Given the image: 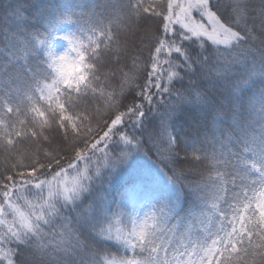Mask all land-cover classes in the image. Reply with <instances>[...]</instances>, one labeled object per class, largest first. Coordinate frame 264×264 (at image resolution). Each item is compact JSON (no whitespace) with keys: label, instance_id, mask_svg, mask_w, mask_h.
<instances>
[{"label":"trees","instance_id":"1","mask_svg":"<svg viewBox=\"0 0 264 264\" xmlns=\"http://www.w3.org/2000/svg\"><path fill=\"white\" fill-rule=\"evenodd\" d=\"M208 3L0 0V264H264V0Z\"/></svg>","mask_w":264,"mask_h":264},{"label":"rangeland","instance_id":"2","mask_svg":"<svg viewBox=\"0 0 264 264\" xmlns=\"http://www.w3.org/2000/svg\"><path fill=\"white\" fill-rule=\"evenodd\" d=\"M167 3V13L165 14V21L168 28L171 29L172 26H178L181 28L187 35L194 36L206 40L210 44L225 46L230 43L232 40L236 39V34L230 29L223 21L217 16V14L212 11L209 7L208 0H166ZM69 45L68 42H56L54 43L53 53L56 55L59 62L67 64L65 59L66 54L68 53ZM115 123L121 125L119 120H116ZM105 136L99 138V141H103ZM118 145L126 148L129 138L121 133L117 136ZM127 149V148H126ZM122 150L118 151V154H121ZM124 152H127L124 150ZM127 154V153H126ZM108 162H106L107 164ZM106 167L105 163H102ZM117 165V162H110L108 166L114 167ZM184 166L187 164L184 163ZM189 166V164H188ZM101 167V165L99 166ZM75 174V172H70L65 174L60 181V186L65 188L67 196L70 192L75 191L78 188L80 182L84 183L86 180V174L84 171ZM202 168L200 167L199 170ZM157 173L160 174L159 171ZM163 178V177H159ZM54 185L51 183L50 186ZM83 185V184H82ZM55 186V185H54ZM50 189V188H49ZM163 201H160V206ZM7 209L9 211L13 209L14 205L9 200L7 201ZM7 211L3 208L0 210V215L3 217V213ZM5 217H3V220Z\"/></svg>","mask_w":264,"mask_h":264},{"label":"snow or ice","instance_id":"3","mask_svg":"<svg viewBox=\"0 0 264 264\" xmlns=\"http://www.w3.org/2000/svg\"><path fill=\"white\" fill-rule=\"evenodd\" d=\"M252 215L255 216V212H253ZM139 237H140L141 240H143L144 237H145V232L141 231V232L139 233ZM127 264H139V261H136V260H129V261L127 262Z\"/></svg>","mask_w":264,"mask_h":264}]
</instances>
